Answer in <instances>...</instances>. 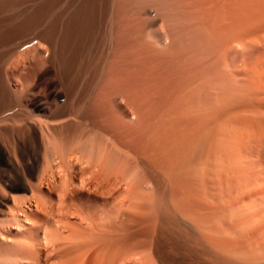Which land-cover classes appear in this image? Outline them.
<instances>
[{"label": "bare ground", "instance_id": "obj_1", "mask_svg": "<svg viewBox=\"0 0 264 264\" xmlns=\"http://www.w3.org/2000/svg\"><path fill=\"white\" fill-rule=\"evenodd\" d=\"M61 5L60 8L56 6L57 10L42 9V5L41 9H30L32 11H0V136L12 134V140H9L16 146L17 140L21 138L29 140L34 150L30 163L22 164L25 188L30 190V196L0 193V204L6 207V210L1 209L0 212V241L4 242L2 244L1 241L3 248L1 246L0 256L7 258L6 264H42V261H46V264H93L108 253L107 242L113 232L127 231L129 235L132 233L129 231L135 226L141 228L139 232H148V226L154 219L156 223L160 221L158 228L163 235L168 236L174 246H178L184 238L182 234L185 233L188 239L187 234L190 232L182 224V221L187 220L190 223L188 218L182 217L185 207L192 208L198 204L202 211L198 210L199 214L209 219L212 211L209 202L213 201L209 191L199 189L200 185L201 188L204 187L200 183L209 185V181L213 180L210 184L217 181L211 173L216 174L213 167L223 160L222 156L221 161L218 160L219 155L224 156L230 147L226 143L231 138L228 137L230 131L227 130V125L233 127L231 132L237 131V126L240 125L236 122L234 124L236 120L233 115L223 123L216 118L220 113L217 107L221 109L229 106H224L227 104L224 103L225 99L223 104L218 102L224 98L220 93L230 97L227 86L233 90L237 86L236 82L240 84V80L235 78H243L241 73L246 75L251 69L248 67L250 65H245L249 69L241 72V77H236V73L242 69L233 68L236 65L228 67L230 72L231 68L232 71L236 70L234 78L233 73L227 71V65L230 66L227 64V46L228 49L232 48L231 44L227 45L230 39L227 37V25L232 24L229 21L232 16L227 21V0H67ZM25 31L27 33L19 39L18 35ZM241 36L244 37L245 34ZM259 37L241 43L243 54L246 47L253 46L256 42L259 44ZM262 41L264 42L263 39ZM238 44L237 42L233 46L237 49ZM237 51L233 52L235 58L239 49ZM249 54L248 52L246 56L250 57ZM252 59L251 61L256 62ZM29 60L31 63H28ZM35 66L40 70L53 67L63 86V94L57 95L53 101L46 102L43 106L48 108L44 116L34 114L30 108L42 105L32 102L29 95L30 83L27 82L26 70ZM249 76V79H254L249 80L251 84L247 83L246 87H250L254 93V88H258L260 83L264 84V81L261 82L264 79L259 74ZM238 88L244 94L246 88ZM233 91L228 92L232 95ZM226 114L222 116L226 117ZM240 114L239 117L244 118L243 113ZM230 117L234 121L227 124ZM215 118L221 123L216 134ZM8 136L7 138L11 137ZM200 142H203L202 146ZM199 147L207 149L204 153H207V159H201L205 164L198 162L199 157L197 160ZM243 147L252 150L250 145H242V150ZM236 149L239 150L237 152L241 150L238 146ZM254 149L256 148L253 147V151ZM250 150L246 153L255 155ZM242 153L246 155L245 152ZM215 154L219 156L217 162H214ZM131 160L133 164L135 162V166ZM240 160L243 161H237L244 165ZM254 160L249 161L255 163ZM246 163L250 164H245L248 168L251 167L252 163ZM245 165L239 167L244 169ZM138 168L141 169L140 172L137 171ZM232 169L239 171L238 167ZM244 170L250 173L248 177L247 172L241 171L248 179L252 177L250 169ZM28 171L36 179L33 182L28 178ZM256 176L257 174L254 177ZM243 180L246 181V178ZM159 183L160 186L165 184L170 188L168 197V189L164 191L163 185L160 194H163L162 191L164 194H156ZM148 184H152V187L148 186L150 189ZM257 185L254 188L252 184L254 193L259 192V188L256 190ZM119 187L122 190L118 193ZM249 188L250 185L247 192L251 191ZM239 195L241 197V193ZM165 198H169L172 207H166ZM221 201L222 206L216 207L214 214L221 211L222 207L227 208L224 206L226 201ZM202 204L205 207L202 208ZM229 204L230 208L236 207L231 205L232 202ZM255 204L253 205L257 207ZM108 206L119 209V212L122 210L125 222L122 220L120 227L107 224L112 223L107 222L108 218L104 217ZM196 207L197 205L193 206L194 211L197 210ZM237 208L239 211L244 209H234ZM227 209H223L221 214L227 212ZM256 210L253 216L259 213ZM251 211L252 207L249 212ZM190 214L194 220L193 212ZM218 215L220 218V214ZM164 221L169 228L165 229ZM210 222L207 223V230L203 229L205 233L209 232L208 235L217 232V228L216 231L211 229ZM168 223L174 228L176 225L177 228L180 225V229L184 226L187 230L182 228L184 233L179 229L180 232H173L176 229L172 228L171 232L172 226ZM251 223L249 227L254 228V223ZM231 227L230 225L229 228ZM192 240L194 241V237ZM255 240H258L256 236ZM244 256L245 254L242 257ZM240 262L246 264L244 261ZM227 264H230L228 259Z\"/></svg>", "mask_w": 264, "mask_h": 264}, {"label": "rangeland", "instance_id": "obj_2", "mask_svg": "<svg viewBox=\"0 0 264 264\" xmlns=\"http://www.w3.org/2000/svg\"><path fill=\"white\" fill-rule=\"evenodd\" d=\"M54 1L56 3H53ZM66 1L67 0H0V11H13V10H16V11L29 10V11H32V10H36V9H41L40 6H42V5L44 6L42 9H45V8L46 9H49V8L51 9V8H53L51 10H57V7H59V8L62 7L61 4L62 3H65ZM68 1H70V0H68ZM57 2H59V3H57ZM261 3H262V5H261ZM233 4H235V5H233ZM249 4H250V6H249ZM238 6H240V7H238ZM250 8H251V10H250ZM30 9H32V10H30ZM248 11H249V13H248ZM250 12H252V13H250ZM229 13H230V16H229ZM231 16H232V18L234 17L233 18L234 22H231V21H233V20H231L232 18L230 19ZM237 18H238V20L236 21ZM228 20L232 24H230L229 22L227 23V24H230L229 26L227 25V31H229L230 34L232 33L231 34L232 36H230L229 33L227 34V37L228 36L230 37V39L227 41V45H230L231 44L230 48L232 47L234 50L232 48L231 49H228L229 46H227V50H229V51H227L228 52L227 53V57L229 55V57L227 59V64L230 65V66L227 65V71H229V68L228 67H232L234 65H236V66H234L233 68H235V69L241 68L242 69V71H238L237 70L238 73H236V77H238L240 75V73L243 72L245 69L246 70L249 69V68H245V65L246 66L250 65L248 67L251 68V69H249L251 71H249V70H248L249 72L247 71V73H246V75L248 74L247 76L246 75H243V74H245L244 72L241 73L242 76H243V78L241 77V75H240V77L242 79L241 78L239 79V77L238 78H235V79H237V81L240 80L239 81L240 84H238V82H236L237 86L238 87L239 86L240 87L242 86V87L246 88L247 93H246V90H244L245 92L243 94V91H240L241 88L239 89L237 86H234L233 85L234 86V89L233 90L235 92L236 91H239V93H234V91L231 90L232 88L230 89V86H227V93H230L229 94L230 97L227 94L222 95L223 93H220L221 96H224V98L220 99L222 101H220L219 99H218L219 101L217 100L218 102H221V104H223L222 102L225 99L224 100V103H227V104H224V106H227V105H229V106L226 107V108H228V110H227L226 108L221 107V104H219L220 107H221V109L222 110L224 109L222 111L221 109H218V107H217V110H220L219 115L221 113H223V112H225V113L221 114L220 116L217 115L218 117H216V118H218L219 120L215 118V121L218 120L221 123H223V121L226 120L227 117H229V116L232 117V115H233L234 116V120H236V121L233 120L234 121V124L237 123V125H239V124L240 125L239 126L235 125L238 128L236 129L237 131H233V132H231V130H233V127L231 125H227V130L230 131V133L228 132L229 133V136H228V134H227V136L228 137L231 136V138H229L231 140H232V138H234L233 139L234 141L233 140H232V142H231V140L229 141L230 143H234L233 145L230 144L229 142H227L229 139L226 141L227 147L230 146L227 149L228 152L226 153L228 156L226 154H224V156L220 154L219 155L220 157H219V156H217L218 154H215L214 162H217V158L218 157H219V159H218L219 161H221V156H222V159H223L221 161V163L223 162L222 164L221 163L220 164L219 163L218 164L216 163L215 164V167H213L214 168V172L216 174L211 173L212 175H214L213 178L216 179L217 181L216 182L214 181V184H213V182H212V184H210L211 181H213V180H211L213 178L210 177L211 178L210 179L211 181H209V185L210 186L208 184H204V182L203 183L202 182L200 183V184H203L204 187L206 186V188H204L203 186L201 188V185H200L199 189H202L201 191H203V189L206 192L209 191V194L212 197V201L213 202H211V201L209 202V206L212 207V211H211V215L209 216V219H207L208 217L205 218V216H203L202 214L201 215L199 214V211L201 210L200 209L201 206H198V204H195L194 203L195 205H193V206H196L197 205V207H196L197 208V210H196L197 212L193 210V206H192V208L191 207H188V206L185 207L184 208V213L185 214L182 217H184V218L186 217V219L188 218L189 221H190V223L187 220L186 222L185 221H182V224L184 226H186V228L188 230L186 228H184V226L181 227V229H180V225H179V228H177V225L174 228V226H172V225L169 224L170 221L168 223L169 226H172V227H170V229H171L170 231L171 232L173 231V229H176L173 232H175V231L177 232L178 229L179 230H182L183 233H184V229H186L188 232L190 231L189 232L190 233V236H189V233L187 234L188 235V239H187V236L185 237V235H186L185 233L182 234V235H184V238L186 240L183 238V240L181 241L182 243L180 242L178 244V246L177 245L174 246V244L171 243V240L169 239V237L166 236V235H163L162 230H159V228H158L159 227V224H160L159 223L160 221H157V223H158L157 224L155 219H154V221H152V223L150 222V224L148 226V228H149V231L148 232H139V231H141L140 230L141 228L139 226H135V227L131 228V230L129 231V232L134 233V235H132V233H130L129 235H127V231L121 232V233H114L113 232L112 235L108 238V242H107V244H108L107 246L109 248L108 249V253L105 255V257L103 256V257L99 258L98 260L94 261L93 264H227V259H228V263H230V264H240V263H242L240 261H244V263H246V264H257L258 262H259L258 264H264V262L262 261V260H264V254L262 253V252H264V239L260 241L261 238H264V234H263V232H264V229H263V226H264L263 225L264 224V188L262 187V186H264V180L262 181V179H264V171H263L264 170V158H263V155H264V116H263V114H264V92H262V91H264V84L263 83H260V86L258 88L257 87L254 88V90H255V92L257 94L255 92L252 93L253 90L252 89L250 90L249 89L250 87H246L247 86V83H250L251 84V82L249 80L253 81L252 79H254V77H252V76H254V74L262 75V79H264V71H263L264 68H261V67L264 66V63H261V62H264V56H263L264 55L263 54L264 53V42L262 41V39L264 40V0H256V1L255 0H227V21ZM240 23H241V25H239ZM230 26H232V27H230ZM236 26H238L237 28H239V29H237ZM229 27H230V29H229ZM233 28H234V31H233ZM26 33H27L26 31L25 32H22L21 34L18 35V38L21 39ZM255 33H256V35H254ZM242 34L243 35L245 34V36L244 37L241 36ZM236 35H237L238 39H236L237 38ZM258 37L261 38L260 41H259V44L256 42V44L253 45V46H250V47L248 46L246 48L243 47V49L245 48L244 49V54H243V50H242L241 43H246L249 40H252V39H255V38H258ZM240 38L242 40H245V39L246 40L245 41L239 40ZM234 39H235V41H234ZM232 42H233V44H232ZM237 42L239 44L237 45V49H236L234 46H236ZM260 42H262V43H260ZM259 45H261V46H259ZM253 47H254V50H253ZM255 48H256L257 51H258V49H260L262 51L259 50V52H260L259 53V52H257L255 50ZM238 49H239V53L236 55V58H235L234 54L238 52L237 51ZM250 49H252V51ZM233 52H235V53L233 54ZM240 52L242 54H240ZM246 52H247V54H248V52L250 54L252 52V54L251 55L249 54V56L250 57L252 56L251 58H253V59L256 57L254 59L256 62L251 61V58L246 56L247 55ZM253 53H255L256 56ZM240 56L243 57V59H241ZM246 57L249 60L246 59ZM230 59H231L232 62L234 60V62H233L234 64L232 62H230ZM244 59L246 61L247 60L248 61L247 62L246 61L243 62ZM28 63H31L30 60L28 61ZM26 65H28V64H26ZM252 68H253V70H252ZM33 69H35V70H33ZM26 71H27V74L26 73L25 74H26V77H27V82L30 83L29 84L30 85L29 95H30V97L33 100L32 102H37V103H41L42 104L41 107H39V108H35V109L33 107H30V108H32V112L34 114H37L39 116L40 115L41 116H44V114H46L45 112H47V109L48 108L47 107H43V106H45V103L46 102L53 101L54 98L57 95H59V96L62 95L63 94V88L61 89V87H63V86H62L61 82L59 81L60 79L57 77V75H55L56 74V71L54 70L53 67H46V68H43V69L40 70V68H38V67L35 66V67H31V68L27 69ZM235 71H232V68H231V72L229 71V73H233L232 74L233 75V78L235 77ZM252 71H255V72H252ZM34 72H36V73H34ZM249 75H251L252 79H249L248 78V77H250ZM246 77H247V79H246ZM241 80H242V82H241ZM263 81L264 80H261V82H263ZM227 84L229 85V83H227ZM235 87L238 88V89H235ZM260 87H262V88H260ZM248 89L251 91L250 93L252 95L249 94V90ZM257 89L260 90V91H258ZM261 89H263V90H261ZM228 91H233V94L234 95L233 94L231 95V92H228ZM245 93H246V95H245ZM253 94H254V96H253ZM237 95H239V96L237 97ZM221 96L219 98H221ZM225 96H226V98H225ZM232 96L234 97L233 99H232ZM258 96H259V98H256ZM227 99H228V101H227ZM259 99H260V101H259ZM261 99H262V101H261ZM255 110H256V112H255ZM240 113H243V117L244 118H240L239 117V114ZM254 113H256V114H254ZM224 114H226V117L225 116L224 117L222 116ZM246 114H248V116H250V117L249 118L246 117L247 116ZM240 116H242V115L240 114ZM219 117H221V118H219ZM222 117H223V119H222ZM231 117L229 118L227 124L229 122H233L231 120ZM237 118L240 119V120H237ZM220 122L215 123V126L217 127L216 129L214 128V125H213L214 133L215 134L218 131L217 129H219L218 127H221V123ZM217 124H218V126H217ZM234 124H233V126H234ZM229 126H231L232 129H230L231 127L229 128ZM235 132H237V135H236ZM233 134H234V137H233ZM1 135L2 136H0L1 137L0 138V186H1L0 187V190H1L0 193L1 194H6L8 192V193L14 194V195H16L18 197H20V196L21 197L30 196V190H28V189L25 188V182H24L23 173H22L23 172L22 164H26L27 163L26 165H28L30 163V158H32L34 156V150H33V147L31 146V143L32 142H30L29 140L28 141L22 140L23 138H21V139L17 140V146H16L11 141L12 140V136H11L12 134L11 135L9 134V136H11L10 138H7L8 135H5V134H1ZM9 139H11V140H9ZM252 140L253 141L255 140V141L253 142ZM10 141H11V144H10ZM202 141H204V139ZM248 141L250 143H248ZM237 142H239V144H237ZM246 143H248V144H246ZM29 144H30V146H29ZM202 144H203V142H200V146H202ZM235 144H237L236 147H235ZM242 145H244V146L245 145L246 146L247 145H250V146H252L251 147L252 150H250L249 147L248 148H244L243 147V150L245 149L243 151L242 150ZM256 145H258V146L255 147ZM33 146L35 147V145H33ZM237 146H238L239 149H241L240 152H237V151H239L238 149H236ZM239 146H241V147H239ZM253 147L256 148V149H254V151H253ZM229 149H231L233 152L231 150H229ZM206 150H204L203 148L199 147V153L197 155V160H198V157H199V160H198L199 163L205 164V163H203V160H206L207 159L206 158L207 157V153H206V155L204 154ZM249 150H250L251 154H255L256 156L255 155H252V156H254V157H252L250 154L246 153ZM252 151H253V153H252ZM242 152H245L246 155H244ZM232 153L234 154L233 156H232ZM247 154L250 155L251 157L248 156ZM235 155L238 156V157H236ZM241 155H242V157H241ZM257 155L258 156H261V157H258ZM244 157H247V159L244 158ZM248 157H249V159H248ZM203 158H206V159H203ZM234 158L236 159V161H235ZM201 159H203V160H201ZM239 159H243V161L240 160V162L241 163H244V165L247 164L246 162L252 163L253 161L250 162L251 160H254L255 161V163L254 162L252 163L251 167L248 168L247 166H249L250 164H247V166L245 165L246 168H244V169H247V170H249V169L251 170V171L249 170L251 172V175L250 176H252V177H250V178H252L251 181H249L250 178L249 179L247 178V175L249 177V174L250 173H248L244 169L240 168V167H243L244 165H242V164H240L238 162ZM244 159H246L247 161L244 160ZM260 159H262L263 161L261 162ZM230 160H232V161H230ZM132 161L133 160H131V163H132ZM229 161H230V163H229ZM233 162L235 163L236 166H234V163ZM258 163H262V164L260 165ZM134 164H135V162H134ZM228 164H229V167H228ZM257 164L259 165V167H258ZM216 165H218L219 167L217 168ZM201 167H202V165H201ZM235 167L236 168L238 167L239 171L238 170H235V169H232V168H235ZM21 169H22V171H21ZM226 169L228 170V173L226 172L227 171ZM231 169L232 170H235V171H233V173H231L232 172ZM137 171L140 172L141 169L138 168ZM241 171L247 172L246 173L247 175L244 174V172H241ZM223 172L226 173V174H224ZM27 173H28V178L30 180H32V182L34 180H36L34 177H32V175H30L31 171H28ZM219 173H221V176H220ZM242 173H243L244 177H243ZM237 174H238V177L236 176ZM256 174H257V176L254 177ZM225 175H227V176H225ZM216 176H218V178ZM241 177L246 178V181L247 180L249 181V182L247 181L248 182V184H247L248 186L246 185L247 182L245 180H243V178H241ZM227 178H228V180H227ZM220 181H223L224 184H222V182L220 183ZM231 181H233V183ZM234 181L236 182V184H235ZM161 183H159L157 185L158 186V192L156 194L157 195H161L162 194V193L160 194V192L163 189H160V188L163 185L164 191H166L168 189L167 192H166L168 194L166 197H168L170 195V188L168 186H166L165 184H162L160 186ZM256 183L257 184H261V185H257ZM233 184H235V185L233 186ZM252 184H253V187L254 188L257 185L256 190L259 188L258 189L259 192L257 191V193H254V190H253L254 188L252 187ZM151 185L152 184H148L147 187L148 186L150 187ZM249 185H250L249 190H251L252 192L251 191L250 192L249 191L247 192V190H248L247 188L249 187ZM157 186H155V189L157 188ZM218 187H219V189H218L219 191L216 189ZM1 188H3L4 190L1 189ZM121 188L122 187H119L117 189L118 193L122 190ZM251 188H253V189H251ZM244 189H245L246 192L244 191ZM222 190H223V192H221ZM238 190H239V193H238ZM156 191H157V189H156ZM164 191H162L163 194H164ZM225 192H227V193L225 194ZM244 192H245V194H244ZM228 193H230V194L228 195ZM240 193H241L242 199H241V197L239 195ZM249 193H251V194H249ZM154 194H155V192H154ZM221 195H222V197H221ZM247 195H248V199H247ZM254 195H255V197H254ZM224 196H225V198H224ZM235 196H236V198H235ZM249 197H251L250 200H249ZM165 199L167 200V201L164 200L166 207H172L173 205H171V201L169 200V198H165ZM221 199H222V201H221ZM240 199H241V201H240ZM242 200L244 201V203H243ZM220 201L221 202L226 201L227 204L225 202H224L225 204L224 203H222V204H224V206H226L228 209L222 207L221 208V211L218 210V211H216L217 213L214 214L215 210L218 207H220V205H221ZM230 201L232 202V204H231L232 206L234 205L236 207H239V209L240 208H244V209H240L241 211H239L238 208L236 210L234 209L236 207H234V208L232 207L233 209L230 208V204H229V203H231ZM248 203H249V206H247ZM240 204L242 205V207H241ZM253 204L257 205V207L254 206ZM111 206H113V205H111ZM203 206L205 207V204L204 205L202 204V208H203ZM251 207H252V211L249 212L251 210ZM254 207H256V208H254ZM3 208H5V209H3ZM188 208H190V211L188 210ZM196 208H194V209H196ZM259 208H261L262 210L259 209ZM1 209L2 210H6V207L4 205L0 204V212H1ZM223 209L224 210L227 209L226 210L227 212L224 213L225 215L224 214H221V212L224 211ZM256 209L259 210L258 211L259 213L257 214V216H253V215L256 214V211H257ZM233 210H235V212ZM237 210H238V212L236 213ZM191 211L193 212V214H194V212H196V214H194L192 216V217H194L193 218L194 220H192V218L190 217L192 215V214H190V213H192ZM200 212L202 213V211H200ZM233 212H234V214H233ZM248 212H249L248 215H250V217L248 215H246ZM105 213H106V215H104V217L108 218L107 222H112V223H107V224H110L113 227H116V228L120 227L121 224H119V223H121L122 220H123V222H125V220H124L125 218L122 215V210L119 212V209H117V208H115V209L114 208H110V206H108ZM251 213H252V215H251ZM213 214H214L215 217L212 216ZM218 214H220V218L221 219L219 218V215ZM237 214H239V215H237ZM0 215H1V213H0ZM223 215H224V217L225 216L226 217L224 218ZM260 215H262V216H260ZM203 217H204V221L205 222L203 221ZM106 218H105V220H106ZM179 218H181V217H179ZM184 218H181V220H183ZM234 218H236L237 220L234 219ZM249 218L252 219V220L254 219L256 221L254 222V220L252 221ZM159 219H160V217H159ZM166 221L163 222L164 224H166L165 229L168 226L167 223H166ZM199 221H201L200 222V225H199ZM209 222L211 224V225L209 224L210 227H212L211 229L213 231H216L217 230V232H212L210 235H208L209 232L205 233V230H207V227H208V224L207 223H209ZM244 222H245V224H244ZM251 222H253L254 224L256 223L255 226ZM185 223L189 224V226L187 224L185 225ZM191 223H192V227L190 228V224ZM232 223H233V225H232ZM250 223H251V225L253 224V227L254 228L249 227ZM234 224H235V226H234ZM259 224L260 225L262 224V225L260 226ZM154 225H155V227H154ZM230 225L232 227L234 226L233 229H232V227L229 228ZM246 226H247V229H246ZM259 226H260V228L262 227L261 229H263V230H261L259 228ZM113 227H112V229H113ZM255 227H257V228L255 229ZM167 228H169V227H167ZM182 228H184V229H182ZM196 228H198V229H196ZM119 229H122V228H119ZM203 229H205V230H203ZM228 229H229V231H227ZM230 229H231V231H230ZM253 231H255V232H253ZM178 232H180V231H178ZM228 232H230V233H228ZM213 233H215V234L213 235ZM255 233H257V234H255ZM169 234H170V232H169ZM206 234L209 237L210 236L211 237L209 238L208 236H206ZM231 234H232V236H231ZM249 234H250V236H246V235H249ZM254 235L256 236V239H258V240H255V236ZM260 235H263V236H260ZM258 236L260 238H258ZM193 237H194V241L192 240ZM207 240L208 241L210 240V241L208 242ZM213 240L215 242H213ZM1 241H0V248H1V246L3 248V245L2 244H4V242L2 241V244H1ZM187 243H189V244H187ZM261 244H263V245H261ZM245 247H247V248L245 249ZM248 247H251V249L248 248ZM255 247H256L257 250L255 249ZM245 252L248 253V254H246ZM253 252H254V254H253ZM243 254H245L244 257H242ZM1 257L2 256H0V264H2V263L6 264V262H8V260H6L7 258L6 257H2V260H1ZM246 257H247V259H246ZM259 257H261V259L262 258L263 259L260 260ZM245 259L247 261H245ZM5 260H6V262H5ZM248 260H250L251 262L248 261ZM256 260H258V261H256ZM41 263L42 264H46V261H42Z\"/></svg>", "mask_w": 264, "mask_h": 264}]
</instances>
